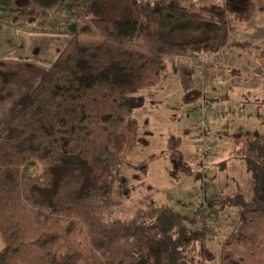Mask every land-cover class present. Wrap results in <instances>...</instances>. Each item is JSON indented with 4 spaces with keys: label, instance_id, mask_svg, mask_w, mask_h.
Instances as JSON below:
<instances>
[{
    "label": "trees",
    "instance_id": "1",
    "mask_svg": "<svg viewBox=\"0 0 264 264\" xmlns=\"http://www.w3.org/2000/svg\"><path fill=\"white\" fill-rule=\"evenodd\" d=\"M187 1L30 0L34 11L0 0V14H8L0 17V31L5 25L27 31L59 9L73 20L58 32L69 36L67 45L0 132V264L215 260L210 231L198 218L156 206L149 196L131 216H111L132 194L122 166L145 176L153 161L130 160L141 139L132 119L143 106L137 94L158 85L171 59L258 48L233 34L264 12V0ZM176 71L183 91L198 94L195 67L184 61ZM126 128L132 139L123 150ZM181 141L172 138L169 147ZM248 144L239 158L252 175L253 198L221 202L238 208L239 219L220 264H264V138Z\"/></svg>",
    "mask_w": 264,
    "mask_h": 264
},
{
    "label": "rangeland",
    "instance_id": "2",
    "mask_svg": "<svg viewBox=\"0 0 264 264\" xmlns=\"http://www.w3.org/2000/svg\"><path fill=\"white\" fill-rule=\"evenodd\" d=\"M11 2V7L37 11L30 0ZM187 2L198 6L227 4L226 0ZM71 23L73 20L59 9L47 22L36 23L27 31L37 28L58 34ZM233 36L258 48L224 53L223 63L213 70V81L204 91L197 83L198 94L187 95L183 91L176 67L185 59L174 58L158 85L137 94L143 106L134 111L132 119L138 122L141 139L130 160L153 161L145 176L122 166V173L130 179L132 194L111 213L112 217L127 218L138 207L139 200L149 196L156 206L167 205L176 212L198 218L199 226L210 231L208 246L216 256L212 264H220L223 242L239 219L238 208L222 207L221 202L236 195L247 201L253 198L252 175L239 157L247 153L251 140L264 138V12H256ZM0 41V46L6 48L19 47L16 40L8 43L0 36ZM198 75L197 72L196 79ZM207 108L216 112L204 117ZM119 137L124 150L132 139L130 129H123ZM172 138L182 139L176 148L169 147Z\"/></svg>",
    "mask_w": 264,
    "mask_h": 264
},
{
    "label": "crops",
    "instance_id": "3",
    "mask_svg": "<svg viewBox=\"0 0 264 264\" xmlns=\"http://www.w3.org/2000/svg\"><path fill=\"white\" fill-rule=\"evenodd\" d=\"M0 36L2 41L12 43L16 40L19 44L18 49L0 46L1 132L3 124L15 115L18 101L31 91L37 79L57 59L69 36L20 30L10 25L2 28Z\"/></svg>",
    "mask_w": 264,
    "mask_h": 264
},
{
    "label": "built area",
    "instance_id": "4",
    "mask_svg": "<svg viewBox=\"0 0 264 264\" xmlns=\"http://www.w3.org/2000/svg\"><path fill=\"white\" fill-rule=\"evenodd\" d=\"M183 59H185V62L195 67L196 71L199 73L196 82L199 84V88L202 91H204L205 88L213 81L214 77L211 75L213 70H218L217 68L224 61L223 54L221 52L213 53L209 56H188ZM215 112L211 108H207L203 111V116L206 117L214 114Z\"/></svg>",
    "mask_w": 264,
    "mask_h": 264
}]
</instances>
